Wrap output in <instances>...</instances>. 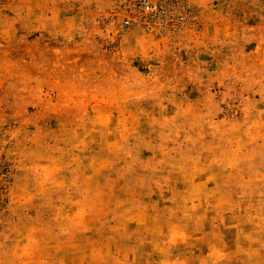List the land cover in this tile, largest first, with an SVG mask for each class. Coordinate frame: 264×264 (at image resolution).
<instances>
[{
    "label": "rangeland",
    "instance_id": "374dc122",
    "mask_svg": "<svg viewBox=\"0 0 264 264\" xmlns=\"http://www.w3.org/2000/svg\"><path fill=\"white\" fill-rule=\"evenodd\" d=\"M150 1L0 0V264H264V0Z\"/></svg>",
    "mask_w": 264,
    "mask_h": 264
},
{
    "label": "built area",
    "instance_id": "2783aa9c",
    "mask_svg": "<svg viewBox=\"0 0 264 264\" xmlns=\"http://www.w3.org/2000/svg\"><path fill=\"white\" fill-rule=\"evenodd\" d=\"M141 8L147 10L149 13H153L156 9V5L152 3L150 0H140ZM128 23V21H126Z\"/></svg>",
    "mask_w": 264,
    "mask_h": 264
}]
</instances>
